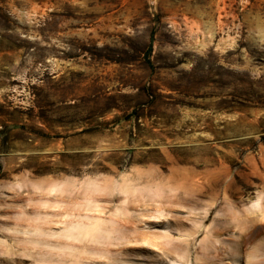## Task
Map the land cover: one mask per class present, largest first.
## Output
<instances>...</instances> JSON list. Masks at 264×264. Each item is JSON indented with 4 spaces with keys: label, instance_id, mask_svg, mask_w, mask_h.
<instances>
[{
    "label": "rangeland",
    "instance_id": "374dc122",
    "mask_svg": "<svg viewBox=\"0 0 264 264\" xmlns=\"http://www.w3.org/2000/svg\"><path fill=\"white\" fill-rule=\"evenodd\" d=\"M76 221L68 264H264V0H0V264Z\"/></svg>",
    "mask_w": 264,
    "mask_h": 264
},
{
    "label": "trees",
    "instance_id": "16d2710c",
    "mask_svg": "<svg viewBox=\"0 0 264 264\" xmlns=\"http://www.w3.org/2000/svg\"><path fill=\"white\" fill-rule=\"evenodd\" d=\"M95 221H102L100 219H97ZM94 222H82V221H76L77 223H71L65 227H61L58 230H46L44 228H41V226L36 227L38 233V240L40 243H42L44 246L52 249L51 251H40L37 253V255L41 258L48 257L50 261L53 259H62L63 264H68V258L71 256L70 254L66 253L68 250H79V249H87L91 250L92 253L94 250H100L99 245L92 243L91 245H87L83 238L81 237V232L83 228L92 226ZM50 222H53L51 220ZM57 225L62 226L63 221H56ZM103 222V221H102ZM107 247L112 246V243H108L107 245H104ZM103 247V246H101ZM53 250H61L62 252H54ZM97 255H99V252H96ZM33 257V255H32ZM100 257H103L100 256Z\"/></svg>",
    "mask_w": 264,
    "mask_h": 264
}]
</instances>
